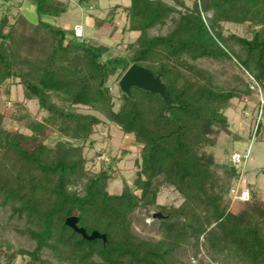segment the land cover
I'll use <instances>...</instances> for the list:
<instances>
[{
  "label": "trees",
  "instance_id": "16d2710c",
  "mask_svg": "<svg viewBox=\"0 0 264 264\" xmlns=\"http://www.w3.org/2000/svg\"><path fill=\"white\" fill-rule=\"evenodd\" d=\"M29 1L37 22L21 12L0 17V92L9 96L12 86L22 88L24 100L13 103L10 116L29 131L6 128V101L0 98V205L34 246L0 249V264L20 257L25 264H55L44 254L65 264H181L179 252L191 243L194 257L203 247L215 261L264 264V201L250 191L244 206L234 209L233 190L241 188L223 184L221 164L208 151L217 130L229 131L225 111L231 101L258 97L252 85L264 92V0H107L129 2L117 3L107 18L122 11L124 30L138 33L123 52L109 56L108 45L80 40L74 29L44 20L64 14L66 0ZM228 25L245 34L227 31ZM202 60L237 65L245 72L234 76L241 86L221 84L199 65ZM133 64L161 74L172 100L168 112L159 94L137 87L132 96L120 87L118 95L112 92L111 78L120 80ZM30 100L37 101L40 118L28 111ZM76 106L101 113L141 145L133 188L125 184L111 193L112 168H87L85 143L103 120ZM261 108L260 101L255 122ZM263 131L264 117L257 136ZM51 133L67 141L49 142ZM228 172L230 180L241 177L235 166ZM163 187L183 202L159 205L161 238L141 237L134 231L137 211L146 208L153 216L150 208ZM71 216L107 240L84 238L66 224Z\"/></svg>",
  "mask_w": 264,
  "mask_h": 264
},
{
  "label": "rangeland",
  "instance_id": "374dc122",
  "mask_svg": "<svg viewBox=\"0 0 264 264\" xmlns=\"http://www.w3.org/2000/svg\"><path fill=\"white\" fill-rule=\"evenodd\" d=\"M66 1L69 7L64 14L60 17L44 16V20L66 29L75 30V27L81 25L83 27V33L81 36H78L79 39L108 45L110 50L106 56L123 52L128 42L137 38V32L124 30L126 16L122 11L115 10L113 11L114 16L110 20L107 18L117 3L125 6L129 4L128 1L102 0L99 3L90 5L80 4L79 0ZM7 11H11L12 14L21 12L31 22H37L38 20L35 5L29 0H0V17L7 13ZM160 29L162 32H165L167 28L162 27ZM226 29L229 32L245 34L244 28L241 26L228 25ZM158 32L160 31L157 29L153 30V33ZM199 65L211 70L215 74L217 81L226 86H241L240 82L234 78L236 74L240 77H245V72L230 61L202 60L199 62ZM118 83L119 80H116V77L111 78L109 82L112 92L115 95H118ZM0 98L6 101L4 105V111L7 114L5 119L6 128L12 130L19 129L29 133L24 126V122L14 120L10 116L14 111L13 103L17 100H24L22 88L19 85L12 86L9 96L4 89L0 92ZM25 102L28 111L33 116L40 118L43 115V112L39 111L36 100ZM258 102H260V97L254 95L243 99H233L225 111L229 122V131L217 130L214 135L216 145L208 148V151L213 150L217 162L221 164L219 173L225 186L229 184L230 187L235 189L236 187L241 188L247 186L251 191L252 197L256 196L258 199L264 201V173L261 171V168H264V131L256 138L252 136ZM76 109L83 113L97 114L103 120V123L95 128L91 139L85 143L84 150L88 158L87 168L94 171H100L104 168L108 169L109 167L112 168L111 172L115 175V178L109 183V191L111 193H120L125 184L133 188L134 180L140 169L137 161L140 162L139 149L141 145L134 141L133 136L124 134L119 126L110 122L101 113L94 112L84 106H76ZM57 139L67 141L66 138H63L58 133H51L48 137L49 142H54ZM70 142L73 144L80 143ZM124 151L128 152L125 154ZM234 153L247 156L237 164L232 160ZM233 166L240 172V179H229L228 170ZM182 202V196L173 190V188L163 187L158 195L156 206L150 208L149 212L152 214L156 213L159 205L178 207ZM231 206L239 210L244 206V203L234 197ZM9 215L10 210L0 205L1 251L3 253H9L18 248H33L34 243L17 232L15 229L16 219H11ZM136 215L134 231L138 235L144 238H161L162 235L159 232L157 218L154 219L153 216H150L146 208L138 209ZM44 256L51 258L55 264H65L53 259L48 254H44ZM179 256L182 261L181 264H237L230 257L215 261L203 247L199 248L197 257H194L192 243L183 247L179 252ZM15 264H25V260H22L20 257Z\"/></svg>",
  "mask_w": 264,
  "mask_h": 264
},
{
  "label": "water",
  "instance_id": "95a60500",
  "mask_svg": "<svg viewBox=\"0 0 264 264\" xmlns=\"http://www.w3.org/2000/svg\"><path fill=\"white\" fill-rule=\"evenodd\" d=\"M118 85L128 96H132V87L159 94L167 104V112L172 106L170 94L166 89L165 83L162 81L161 74H156L146 67L133 64L120 78ZM160 217H162L161 212L153 214L154 219ZM79 222V216H71L66 219V224L84 238L88 240L103 239L104 242L107 240L106 235L99 231H92L90 234L87 233L85 228L79 226Z\"/></svg>",
  "mask_w": 264,
  "mask_h": 264
},
{
  "label": "built area",
  "instance_id": "2783aa9c",
  "mask_svg": "<svg viewBox=\"0 0 264 264\" xmlns=\"http://www.w3.org/2000/svg\"><path fill=\"white\" fill-rule=\"evenodd\" d=\"M83 33V27L80 25V26H77L75 27V34L77 36H81ZM252 89H254L257 93L256 95L258 97H260V101L263 105V108L260 109L259 113H258V116H257V120L255 122V127H254V137L256 138L257 137V129H258V123L259 121L261 120V118L264 117V92L262 91V89L260 87H256L254 85H252ZM247 155L245 156H242L241 154L239 153H234L233 156H232V160L239 164L242 159H245ZM234 192V197L238 200V201H248L250 199V190L249 188L247 187H241V189L238 191V190H233Z\"/></svg>",
  "mask_w": 264,
  "mask_h": 264
}]
</instances>
